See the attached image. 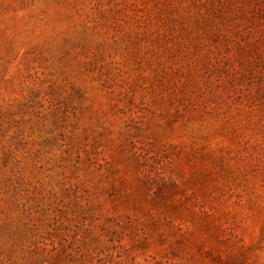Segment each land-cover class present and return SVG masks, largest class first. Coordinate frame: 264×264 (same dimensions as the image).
Segmentation results:
<instances>
[{"label":"rangeland","instance_id":"obj_1","mask_svg":"<svg viewBox=\"0 0 264 264\" xmlns=\"http://www.w3.org/2000/svg\"><path fill=\"white\" fill-rule=\"evenodd\" d=\"M0 264H264V0H0Z\"/></svg>","mask_w":264,"mask_h":264}]
</instances>
